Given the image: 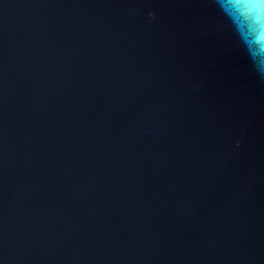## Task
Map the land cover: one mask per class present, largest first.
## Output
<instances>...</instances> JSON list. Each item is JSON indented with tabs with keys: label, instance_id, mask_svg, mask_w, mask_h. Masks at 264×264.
Returning <instances> with one entry per match:
<instances>
[{
	"label": "water",
	"instance_id": "1",
	"mask_svg": "<svg viewBox=\"0 0 264 264\" xmlns=\"http://www.w3.org/2000/svg\"><path fill=\"white\" fill-rule=\"evenodd\" d=\"M0 264H264V0H0Z\"/></svg>",
	"mask_w": 264,
	"mask_h": 264
}]
</instances>
